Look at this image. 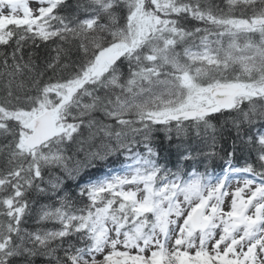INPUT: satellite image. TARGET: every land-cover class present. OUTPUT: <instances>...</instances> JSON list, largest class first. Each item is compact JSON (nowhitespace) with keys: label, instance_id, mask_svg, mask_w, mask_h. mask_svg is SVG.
I'll return each mask as SVG.
<instances>
[{"label":"snow or ice","instance_id":"6c2138e0","mask_svg":"<svg viewBox=\"0 0 264 264\" xmlns=\"http://www.w3.org/2000/svg\"><path fill=\"white\" fill-rule=\"evenodd\" d=\"M0 264H264V0H0Z\"/></svg>","mask_w":264,"mask_h":264},{"label":"trees","instance_id":"16d2710c","mask_svg":"<svg viewBox=\"0 0 264 264\" xmlns=\"http://www.w3.org/2000/svg\"><path fill=\"white\" fill-rule=\"evenodd\" d=\"M214 2L220 3L221 0H214ZM217 128H218V138H219L220 145H222L224 149L230 150L231 140L235 136V132L232 129L230 122L226 123V124L223 123V122H220V123L217 124ZM188 142L196 149H199V148L203 147V144H201L195 138L190 139ZM236 162L239 163V164H242L243 163V159L242 158L241 159H237ZM222 165H223V161L219 160V159H217V160H215L213 162H210V167L215 169L217 172L220 171ZM199 170L203 171V165L200 166ZM65 187L68 190H74L75 189V184L72 181L69 180V181L66 182ZM38 203L39 204L49 203V201H48V199L46 197H39L38 198ZM26 226L27 227H35L36 226L34 224V217L29 219V223ZM45 227H53V225L48 224V225H45Z\"/></svg>","mask_w":264,"mask_h":264}]
</instances>
